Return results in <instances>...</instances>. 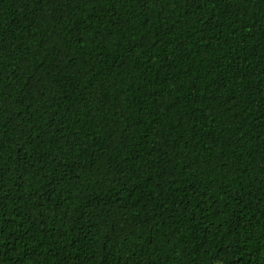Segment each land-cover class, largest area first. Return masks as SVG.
I'll list each match as a JSON object with an SVG mask.
<instances>
[{
    "label": "trees",
    "instance_id": "obj_1",
    "mask_svg": "<svg viewBox=\"0 0 264 264\" xmlns=\"http://www.w3.org/2000/svg\"><path fill=\"white\" fill-rule=\"evenodd\" d=\"M0 264H264V0H0Z\"/></svg>",
    "mask_w": 264,
    "mask_h": 264
}]
</instances>
